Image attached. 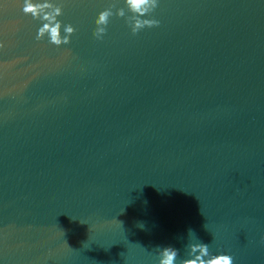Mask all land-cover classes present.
<instances>
[{"label":"water","instance_id":"water-1","mask_svg":"<svg viewBox=\"0 0 264 264\" xmlns=\"http://www.w3.org/2000/svg\"><path fill=\"white\" fill-rule=\"evenodd\" d=\"M48 2L68 45L0 0V264H264V0H158L102 40L124 0Z\"/></svg>","mask_w":264,"mask_h":264},{"label":"clouds","instance_id":"clouds-1","mask_svg":"<svg viewBox=\"0 0 264 264\" xmlns=\"http://www.w3.org/2000/svg\"><path fill=\"white\" fill-rule=\"evenodd\" d=\"M158 6V0H124V7L119 8L115 13L113 6L100 12L95 20V31L93 36L97 40H102L106 35L107 27L113 15L119 18L126 17V11L129 15L126 17V23L131 29V33L136 35L145 28H154L159 26V21L155 19H145ZM26 16L40 20L42 27L39 28L36 39L38 41L48 37L49 43L57 48L68 45L70 37L74 34L75 29L71 25H62L58 17L63 15L62 8L48 0L34 3L33 0H24L22 9ZM63 28L64 35H61ZM0 47H3L0 44ZM142 224V223H141ZM143 225V224H142ZM189 232H192L191 230ZM179 250L173 247H164L159 252V264H176ZM189 258L182 259L180 264H233V258L227 254H212L209 247L204 243L188 245Z\"/></svg>","mask_w":264,"mask_h":264}]
</instances>
